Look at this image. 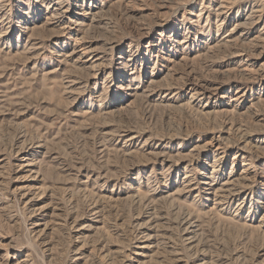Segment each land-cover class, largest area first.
Masks as SVG:
<instances>
[{
    "label": "rangeland",
    "instance_id": "obj_1",
    "mask_svg": "<svg viewBox=\"0 0 264 264\" xmlns=\"http://www.w3.org/2000/svg\"><path fill=\"white\" fill-rule=\"evenodd\" d=\"M261 27L264 0H0V264H264Z\"/></svg>",
    "mask_w": 264,
    "mask_h": 264
},
{
    "label": "bare ground",
    "instance_id": "obj_2",
    "mask_svg": "<svg viewBox=\"0 0 264 264\" xmlns=\"http://www.w3.org/2000/svg\"><path fill=\"white\" fill-rule=\"evenodd\" d=\"M255 9H253V11L248 15V17L245 18V21L248 22L247 25H253L254 23L258 22L260 16L258 15L259 12L261 11H254ZM240 27V26H238ZM262 28V27H261ZM255 30V29H250ZM260 33H258V35L255 37L254 35V39L252 40V42H255V48L258 50H262L260 56L262 55V57H264V28H262L260 31ZM252 33L246 32L245 34H241L240 37H245V36H252ZM261 67H264V64H261ZM250 181V180H249Z\"/></svg>",
    "mask_w": 264,
    "mask_h": 264
}]
</instances>
